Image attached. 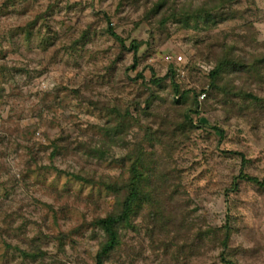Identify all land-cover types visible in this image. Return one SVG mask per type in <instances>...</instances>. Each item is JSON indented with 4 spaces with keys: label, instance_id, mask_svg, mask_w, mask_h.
<instances>
[{
    "label": "clouds",
    "instance_id": "obj_1",
    "mask_svg": "<svg viewBox=\"0 0 264 264\" xmlns=\"http://www.w3.org/2000/svg\"><path fill=\"white\" fill-rule=\"evenodd\" d=\"M0 264H264V0H0Z\"/></svg>",
    "mask_w": 264,
    "mask_h": 264
},
{
    "label": "trees",
    "instance_id": "obj_2",
    "mask_svg": "<svg viewBox=\"0 0 264 264\" xmlns=\"http://www.w3.org/2000/svg\"><path fill=\"white\" fill-rule=\"evenodd\" d=\"M135 170V169H134Z\"/></svg>",
    "mask_w": 264,
    "mask_h": 264
}]
</instances>
